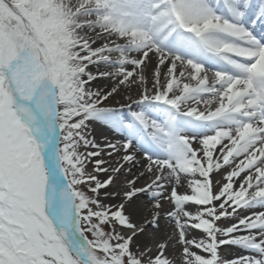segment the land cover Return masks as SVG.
<instances>
[{
  "label": "snow or ice",
  "instance_id": "obj_1",
  "mask_svg": "<svg viewBox=\"0 0 264 264\" xmlns=\"http://www.w3.org/2000/svg\"><path fill=\"white\" fill-rule=\"evenodd\" d=\"M0 264H264V0H0Z\"/></svg>",
  "mask_w": 264,
  "mask_h": 264
},
{
  "label": "bare ground",
  "instance_id": "obj_2",
  "mask_svg": "<svg viewBox=\"0 0 264 264\" xmlns=\"http://www.w3.org/2000/svg\"><path fill=\"white\" fill-rule=\"evenodd\" d=\"M111 81L109 80H100L98 82V86L107 88L110 85ZM124 93L119 96H116L114 99H110L107 102V105L113 107L114 109L119 110L122 104H127L129 101L125 99ZM127 95H132L133 98L138 97V91L134 88L130 93ZM135 107V106H133ZM122 114H129L128 110L125 108L123 109ZM158 114H153L155 117ZM92 134L96 137V140L100 143L104 142H121L123 140V136L116 130L112 129L110 125H105L103 122H96L93 126ZM91 168V166H89ZM183 190V189H182ZM111 203H115L116 201H107ZM148 206V201L144 200L143 198L137 201L134 205H132L129 211L132 209H145ZM221 254L224 256L225 259H231L239 254H241V250L237 248H233L231 246H224L221 250Z\"/></svg>",
  "mask_w": 264,
  "mask_h": 264
}]
</instances>
